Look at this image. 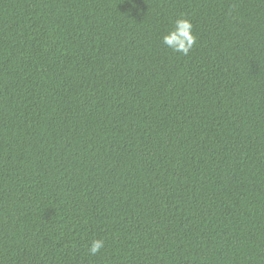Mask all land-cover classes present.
Segmentation results:
<instances>
[{"label": "trees", "instance_id": "trees-1", "mask_svg": "<svg viewBox=\"0 0 264 264\" xmlns=\"http://www.w3.org/2000/svg\"><path fill=\"white\" fill-rule=\"evenodd\" d=\"M133 2L0 0V264H264V0Z\"/></svg>", "mask_w": 264, "mask_h": 264}, {"label": "clouds", "instance_id": "clouds-1", "mask_svg": "<svg viewBox=\"0 0 264 264\" xmlns=\"http://www.w3.org/2000/svg\"><path fill=\"white\" fill-rule=\"evenodd\" d=\"M133 4V0H128ZM163 43L175 52L187 55L195 43V36L192 34V24L185 18L175 20V28L168 35L163 37ZM104 248L102 239H93L88 246L90 256L97 255Z\"/></svg>", "mask_w": 264, "mask_h": 264}]
</instances>
